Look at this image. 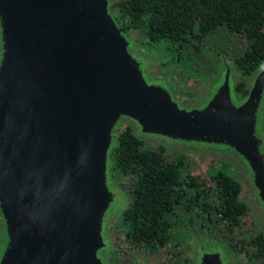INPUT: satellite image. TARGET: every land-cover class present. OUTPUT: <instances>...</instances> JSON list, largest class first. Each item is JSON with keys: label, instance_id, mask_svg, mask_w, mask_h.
Listing matches in <instances>:
<instances>
[{"label": "water", "instance_id": "1", "mask_svg": "<svg viewBox=\"0 0 264 264\" xmlns=\"http://www.w3.org/2000/svg\"><path fill=\"white\" fill-rule=\"evenodd\" d=\"M111 0H0V264H110L127 205L116 132L224 157L264 235V60L243 82L222 57L196 103L153 77ZM193 264H237L189 226Z\"/></svg>", "mask_w": 264, "mask_h": 264}, {"label": "trees", "instance_id": "2", "mask_svg": "<svg viewBox=\"0 0 264 264\" xmlns=\"http://www.w3.org/2000/svg\"><path fill=\"white\" fill-rule=\"evenodd\" d=\"M111 2V13L122 30L131 36L141 34L148 48L171 51L175 62L184 58L188 43L200 48L219 29L244 39L234 58L243 77L252 75L264 60V0ZM116 138L111 175L127 176L133 184L115 224L127 249L140 248L151 255L162 252L165 261L173 262L180 256V251L168 247L173 231L192 225L209 239L220 236L252 264H264V235L239 200L241 185L234 174L220 169L191 175L189 155L169 153L161 143L139 141L126 125ZM188 260L184 257L180 263Z\"/></svg>", "mask_w": 264, "mask_h": 264}, {"label": "rangeland", "instance_id": "3", "mask_svg": "<svg viewBox=\"0 0 264 264\" xmlns=\"http://www.w3.org/2000/svg\"><path fill=\"white\" fill-rule=\"evenodd\" d=\"M129 36L140 53L152 55L154 57V61L148 67L149 73L153 77L167 79L175 96L189 104L196 103L200 100L205 91L207 81L216 75L221 58H227L235 63L234 58L236 57L237 52L241 51L245 44L242 37L230 36L224 29H219L207 37L200 48H195L193 44L188 43L185 47L184 58L179 62H175L171 60L173 56L171 51L163 50L158 52L154 48H148L141 34ZM238 77L243 87V82L246 77H243L239 70ZM147 141L149 142L148 144H150L153 140ZM178 152L183 153L181 151ZM184 154L190 156L188 171L191 175H207L211 171L224 169L225 172L234 174L237 179V176L240 173L238 166L227 158L212 156L201 157L193 153ZM112 178L126 194L128 203L133 190L132 181H130L129 177L124 175L112 176ZM248 214L253 220L255 228L259 231L254 217L249 212V208ZM116 223L117 222H115L109 229L113 243V248L108 256L110 264H182L180 263V260L184 257H188L189 259L186 264H193V240L188 228L189 226L193 227L192 225H186L184 228H176L173 231L174 235L172 240H170L168 247L172 252L180 251V256H177L176 260L171 262L172 260L165 261L166 254L162 252L151 255L140 248L127 249L124 245L121 230L115 226ZM193 228L205 241H217L229 244L220 236L215 239H209L207 235L197 227ZM235 256L237 264H252L243 254L236 253Z\"/></svg>", "mask_w": 264, "mask_h": 264}]
</instances>
